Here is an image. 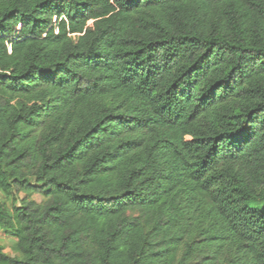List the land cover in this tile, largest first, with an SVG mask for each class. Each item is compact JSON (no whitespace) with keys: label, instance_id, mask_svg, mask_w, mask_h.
I'll return each instance as SVG.
<instances>
[{"label":"trees","instance_id":"obj_1","mask_svg":"<svg viewBox=\"0 0 264 264\" xmlns=\"http://www.w3.org/2000/svg\"><path fill=\"white\" fill-rule=\"evenodd\" d=\"M0 231V264H264V0H0Z\"/></svg>","mask_w":264,"mask_h":264},{"label":"rangeland","instance_id":"obj_2","mask_svg":"<svg viewBox=\"0 0 264 264\" xmlns=\"http://www.w3.org/2000/svg\"><path fill=\"white\" fill-rule=\"evenodd\" d=\"M24 196L22 195L21 198ZM33 199L37 201L38 203H41L43 199L40 196H34ZM15 243V239L12 235H6L2 231H0V246H3L6 248V252L10 253L11 249Z\"/></svg>","mask_w":264,"mask_h":264}]
</instances>
